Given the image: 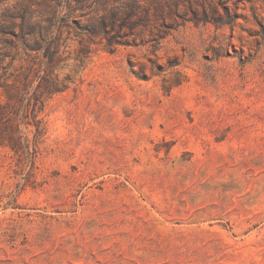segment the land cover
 <instances>
[{
    "label": "rangeland",
    "instance_id": "1",
    "mask_svg": "<svg viewBox=\"0 0 264 264\" xmlns=\"http://www.w3.org/2000/svg\"><path fill=\"white\" fill-rule=\"evenodd\" d=\"M0 264H264V0H0Z\"/></svg>",
    "mask_w": 264,
    "mask_h": 264
},
{
    "label": "trees",
    "instance_id": "2",
    "mask_svg": "<svg viewBox=\"0 0 264 264\" xmlns=\"http://www.w3.org/2000/svg\"><path fill=\"white\" fill-rule=\"evenodd\" d=\"M26 50H32L29 46H26ZM36 51V50H34Z\"/></svg>",
    "mask_w": 264,
    "mask_h": 264
}]
</instances>
